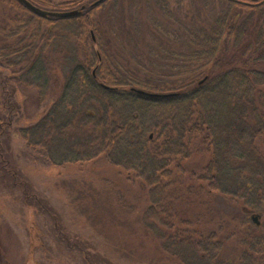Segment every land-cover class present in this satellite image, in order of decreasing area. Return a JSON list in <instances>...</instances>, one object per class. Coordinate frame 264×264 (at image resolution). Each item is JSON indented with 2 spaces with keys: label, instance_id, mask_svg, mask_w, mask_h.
Instances as JSON below:
<instances>
[{
  "label": "trees",
  "instance_id": "16d2710c",
  "mask_svg": "<svg viewBox=\"0 0 264 264\" xmlns=\"http://www.w3.org/2000/svg\"><path fill=\"white\" fill-rule=\"evenodd\" d=\"M28 1L52 12L85 5L74 18H42L17 0H0L7 9L0 20V68L16 73L17 65H27L12 80L15 88L32 87L44 101L55 64L67 67L46 113L17 129L28 161L59 169L104 161L131 175L148 201L141 225L173 264H264V232L252 219L254 231L240 224L238 255L222 258L231 236H220L222 222L215 229L209 207L215 196L247 213L264 205V0H145L142 22L152 32L151 48L126 54L113 52L107 37L104 42L96 19L109 3L116 14L126 0L96 6L98 0ZM128 19L132 39L142 22ZM12 108L0 113V134ZM199 155L208 162L186 171L183 162ZM13 167L0 140L1 176L20 188L22 202L41 205ZM195 206H206L204 214L193 212Z\"/></svg>",
  "mask_w": 264,
  "mask_h": 264
},
{
  "label": "rangeland",
  "instance_id": "374dc122",
  "mask_svg": "<svg viewBox=\"0 0 264 264\" xmlns=\"http://www.w3.org/2000/svg\"><path fill=\"white\" fill-rule=\"evenodd\" d=\"M51 1L56 4L62 0ZM126 1L116 14L109 8L110 3L102 16L97 12L96 19L106 34L104 42L108 38L110 48L116 53L126 54L137 49L148 52L152 32L143 23L149 12L144 8L145 0H134L132 5ZM4 9L0 6V20L7 10ZM185 10L189 12V6ZM7 14L15 15L10 10ZM129 17L143 21L132 39L129 38L133 33ZM155 18L167 25L161 17ZM120 26L123 33L119 32ZM21 66L26 70L27 65L20 64L16 66V73L13 68H0V113L14 106L0 140L5 157L30 183L32 190L28 193L39 194L43 205L31 200L29 204L22 202L20 188L12 186L0 171V264H173L158 251L141 225L140 217L148 201L131 175L104 161L63 169L42 168L28 161V151L17 129L36 123L46 113L60 93L67 67L60 62L55 64L54 85L42 101L32 87L15 88L12 80L22 74ZM208 160L207 155L194 156L184 161L183 167L188 172L198 171ZM202 198L199 199L202 201ZM209 207L216 214L214 227L222 222L224 233L220 236H231L224 243L222 258L225 260L239 253L238 241L244 232L240 228L242 222L249 228L250 219L259 214L256 220L259 226L255 227L264 232V205L257 212L247 213L240 205L215 196ZM193 210L204 214L206 206H195ZM210 217L208 214L206 219Z\"/></svg>",
  "mask_w": 264,
  "mask_h": 264
},
{
  "label": "water",
  "instance_id": "95a60500",
  "mask_svg": "<svg viewBox=\"0 0 264 264\" xmlns=\"http://www.w3.org/2000/svg\"><path fill=\"white\" fill-rule=\"evenodd\" d=\"M17 1L20 4H22L25 8H27L28 10L33 12L35 15L42 17V18H49V17L61 18V19L74 18V17H77L78 15H80L82 13L83 9L85 8V5H83L80 8L69 10V11L52 12V11H48V10L42 9L40 7H37V6L33 5L28 0H17ZM101 1L102 0H98L97 2L93 3L92 6H96ZM136 92L138 94H142V95H146V96L154 97V98H160V97L168 98V97L174 96V94H163V95L147 94V93H145L143 91H139V90H136Z\"/></svg>",
  "mask_w": 264,
  "mask_h": 264
}]
</instances>
